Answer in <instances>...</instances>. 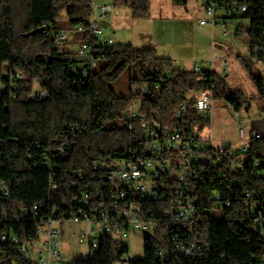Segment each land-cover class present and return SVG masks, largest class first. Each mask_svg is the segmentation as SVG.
I'll return each instance as SVG.
<instances>
[{
	"label": "trees",
	"instance_id": "obj_1",
	"mask_svg": "<svg viewBox=\"0 0 264 264\" xmlns=\"http://www.w3.org/2000/svg\"><path fill=\"white\" fill-rule=\"evenodd\" d=\"M213 1L246 5L241 16L249 19V27L239 26L236 35H247L250 55L239 57V62L247 71L264 111V74L252 67V62L264 58V0ZM172 2L179 5L186 0ZM122 3L134 19L150 15V0ZM89 15V0H0V66L7 63L13 73L29 75L16 80L18 88L13 98L9 99L8 94L0 98V180L7 183L10 191L7 199L0 198V212L7 213L0 231L16 235L19 241H34L39 236V218L23 215V208L37 205L38 216L50 209L68 208L74 196L90 189L92 164L110 162L130 146L131 132L118 121L132 100L140 101L139 111L145 119L155 118L163 127L203 130L211 124L194 109V94L205 87L198 79L199 74L190 69L172 70L174 81L166 79L162 71L171 61L159 57L153 47L103 43L96 66L87 76H81L69 53L57 48L52 33L57 29L70 30L85 22ZM60 18L65 19L63 25L59 24ZM133 66L139 72L154 68L156 74L145 80L130 76V85L136 84L138 89L127 95L119 94L113 84ZM156 83L161 84L160 89L154 87ZM39 84L47 89L48 96L32 99L31 91ZM143 85L150 89L149 95L140 93ZM211 91L215 99L226 101L234 112L249 107L250 97L232 90L225 74L217 69L212 74ZM182 104L186 109L175 117V110ZM72 125L84 128L74 132ZM63 136L68 138L71 150L65 159H53L57 171L51 173L44 165L35 166L38 161L43 162L44 153L59 146ZM240 156L238 153L232 159ZM244 157L245 166L232 176L235 194L230 206L223 209L221 220L211 216L212 193L218 186L217 175H228L229 161L223 167H204L199 171L196 218L190 235L206 245V257L195 263L173 255L171 260L176 264H264L261 235L249 224L243 207L246 193L256 197L264 190V178L259 175L264 172V135L250 137ZM72 171H82L85 175L76 187L71 185ZM51 174L57 183L54 190L49 189ZM160 242L165 243L166 238L146 235L145 258L137 262L152 264L155 245ZM126 251L111 236H103L92 257L71 264H113ZM0 255V264L26 263L16 245L8 240L0 241Z\"/></svg>",
	"mask_w": 264,
	"mask_h": 264
},
{
	"label": "built area",
	"instance_id": "obj_2",
	"mask_svg": "<svg viewBox=\"0 0 264 264\" xmlns=\"http://www.w3.org/2000/svg\"><path fill=\"white\" fill-rule=\"evenodd\" d=\"M89 5L90 15L85 22L78 23L70 30L57 29L52 33L57 48L69 53L71 60L78 64L81 76H87L89 70L96 66L100 46L112 43L110 39L102 38L106 28L104 22L112 5L104 0H89ZM202 6L203 15L197 19L199 25L225 26L226 18L246 11V5L237 2L203 0ZM215 62L216 59L211 57L196 61L189 68L199 74V81L205 85L194 94V109L199 117L210 122L215 101L211 91L212 74L216 69L222 72L227 68L226 60L220 68ZM189 69L178 64L174 67L171 63L163 68L162 74L166 79L174 81L172 70L181 72ZM70 70L75 72L73 68ZM155 74L154 68L147 67L136 76L139 80H145L151 79ZM22 78H27V75L22 72L13 73L7 63L2 64L0 98L5 94L9 95V99L13 98L18 88L16 80ZM40 84L32 89V99L48 96L47 89ZM154 87L160 89L161 84L156 83ZM137 89L136 84L132 86L133 92ZM139 91L143 95L151 93L145 85ZM137 102L138 99L132 100L118 121L131 132L130 146L110 162L92 164L94 173L89 190L74 196L69 207L62 211L54 208L38 216L37 205L23 208V215L31 214L40 220L38 239L19 241L16 235L0 231V241L14 243L25 264H59L62 261L59 237L62 233L60 226L65 222L85 224V227L75 232V236L80 242L87 243L86 258L95 254L103 236H111L127 250L113 264H150L137 262L144 260L145 252L140 259L128 256L125 240L136 232L166 238L167 244L160 242L155 245L152 264H176L171 260L173 255L195 263L206 257V245L190 235L196 218L198 173L204 167H223L229 161L226 166L228 175H217L218 186L212 193L213 205L217 204L222 209L229 207L235 194L232 176L246 164L244 153L248 149V140L250 137L259 138L263 135L254 129L246 133V127L242 123L237 125V137L222 139L215 137L211 124L203 130L163 127L155 118L145 119ZM185 109L186 105H180L174 116L179 117ZM234 115L239 120L242 118L241 112H234ZM83 128L79 125L71 126L74 132H80ZM70 150L68 138L63 136L59 146L44 153L43 162L38 161L35 166L44 165L51 173L55 172L58 166L53 159H65ZM238 153L241 156L232 159ZM28 157L35 158L30 154ZM259 175L264 178V172ZM70 177L71 185L76 187L84 180L85 175L82 171H72ZM56 186V178L51 174L49 189L54 190ZM9 194L7 183L0 180V198L7 199ZM243 207L249 224L260 233L264 247V190L256 197L246 193ZM6 219L7 213L0 212V228ZM11 264L24 263L12 261Z\"/></svg>",
	"mask_w": 264,
	"mask_h": 264
},
{
	"label": "rangeland",
	"instance_id": "obj_3",
	"mask_svg": "<svg viewBox=\"0 0 264 264\" xmlns=\"http://www.w3.org/2000/svg\"><path fill=\"white\" fill-rule=\"evenodd\" d=\"M112 5V10L105 20L106 28L103 39H110L111 44H131L134 48H155L159 57L170 59L174 67L189 69L196 61L216 59L215 65L220 68L224 60L227 61L226 70L222 71L232 90L241 91L250 97L249 107L241 110L242 118L235 117L233 109L223 99H215L211 119V127L218 139L233 137L238 123L250 132V123H254L259 133L264 125L263 103L256 94L255 87L247 71L239 62V57L250 55L249 40L245 33L236 35V29L249 27V19L237 14L236 17L226 18L225 26L216 24L199 25L197 19L203 15V0H186L176 5L172 0H150V15L144 19L131 17L128 7L123 0H104ZM218 13V12H217ZM64 18L59 19L63 25ZM253 69L264 74V62H252ZM139 70L133 66L127 70L113 85L119 94L127 95L132 86L130 76H136ZM29 78V75H27ZM37 87V85L35 86ZM34 87V88H35ZM140 107V101L137 102ZM135 107L138 109V106ZM249 125V126H248ZM255 130V129H254ZM223 136V137H222ZM213 219L223 218V209L214 204L210 210ZM84 223L65 222L61 224L59 237L62 261L59 264H71L73 261L86 258L88 255L87 243L80 242L75 232ZM144 232H136L125 240L128 245V256L140 259L144 256Z\"/></svg>",
	"mask_w": 264,
	"mask_h": 264
},
{
	"label": "crops",
	"instance_id": "obj_4",
	"mask_svg": "<svg viewBox=\"0 0 264 264\" xmlns=\"http://www.w3.org/2000/svg\"><path fill=\"white\" fill-rule=\"evenodd\" d=\"M225 22H226V20H225ZM253 124H254V123L251 122V123H250V126L248 125V126L250 127V129H255L257 132L260 131V130H257L256 127L253 126ZM260 129H261V132H264V125H263V128H260ZM260 134H263V133H260ZM237 135H238V130H237V128H236V132H235V134H234L233 137H237ZM222 137H223V136H222ZM229 137H232V136H229Z\"/></svg>",
	"mask_w": 264,
	"mask_h": 264
}]
</instances>
